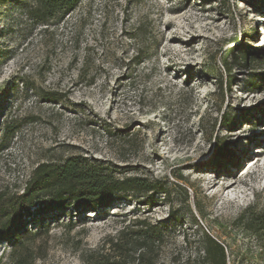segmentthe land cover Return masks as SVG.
Segmentation results:
<instances>
[{"label":"rangeland","instance_id":"obj_1","mask_svg":"<svg viewBox=\"0 0 264 264\" xmlns=\"http://www.w3.org/2000/svg\"><path fill=\"white\" fill-rule=\"evenodd\" d=\"M215 140L231 165L213 162ZM70 157L169 194L35 215L0 264H95L123 232L130 251L142 221L162 231L131 253L143 264H207V234L228 264H264V236L241 220L264 213V0H82L52 18L41 0H0V191ZM217 178L237 184L221 196Z\"/></svg>","mask_w":264,"mask_h":264},{"label":"trees","instance_id":"obj_2","mask_svg":"<svg viewBox=\"0 0 264 264\" xmlns=\"http://www.w3.org/2000/svg\"><path fill=\"white\" fill-rule=\"evenodd\" d=\"M81 1L41 0V11L46 18H52L60 12L65 16L73 12ZM223 66L226 68L227 63L224 62ZM230 155L227 144L215 140L213 162L231 165ZM130 192L169 194L166 184L161 181L118 179L104 163L84 157H70L61 163H42L22 192L0 191V244L11 242L16 248L26 249L24 239L29 234L27 223L35 215L70 209L76 212L98 211L110 208L115 201ZM241 220H246V229L264 236V213H255L250 207ZM131 235V241L128 242L132 245L130 251H126L123 240H127V234L123 232L114 244L116 255L96 259L95 264H143L146 253H139L135 259L131 253L136 250L150 252L151 246L162 239L161 229L146 221L139 222L137 230ZM206 245L203 260L207 264H228L227 251L221 242L207 234ZM13 264H33V261L28 255H20L14 258Z\"/></svg>","mask_w":264,"mask_h":264},{"label":"bare ground","instance_id":"obj_3","mask_svg":"<svg viewBox=\"0 0 264 264\" xmlns=\"http://www.w3.org/2000/svg\"><path fill=\"white\" fill-rule=\"evenodd\" d=\"M254 160L251 162V166L253 167ZM221 178H217L215 181L211 183L212 186L209 189H215L218 187V194L221 196L224 195L226 192H231L233 188H235L237 182L235 181H228L226 183H221Z\"/></svg>","mask_w":264,"mask_h":264}]
</instances>
